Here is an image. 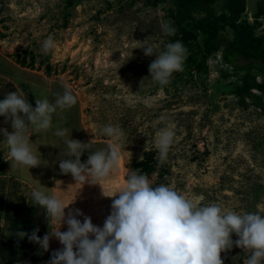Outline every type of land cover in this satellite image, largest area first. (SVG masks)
Listing matches in <instances>:
<instances>
[{
    "label": "rangeland",
    "instance_id": "1",
    "mask_svg": "<svg viewBox=\"0 0 264 264\" xmlns=\"http://www.w3.org/2000/svg\"><path fill=\"white\" fill-rule=\"evenodd\" d=\"M225 1L215 0L217 14ZM260 8L264 10V0H245L240 19L253 24ZM170 9L169 1L153 8L144 0H0V99L15 91L35 107L36 100L54 102L67 88L77 101L53 113L47 130L29 125L37 167L16 163L0 135V238L8 237L11 221L28 234L38 228L41 238L59 226L33 202L31 193L38 189L59 198L67 206L66 215L79 209L102 227L115 199L111 196L122 190L130 170L138 172L134 165L151 151L155 168L146 175L152 186H170L198 206L216 203L225 211L264 214V90L235 94L243 72L234 73L220 51L202 70L185 62V54L182 70L166 85L152 80L148 69L156 56H145L142 47L152 45L159 52L174 41L175 33L167 35L162 29L172 21ZM257 21L254 33L264 36V12ZM225 33L232 38L228 29ZM49 36L55 47L45 52L41 45ZM253 73L258 83L263 80L261 72ZM54 121L66 125L64 136L55 134ZM108 124L122 129L118 141L102 133ZM164 127L175 135L162 160L156 140ZM0 128L13 131L3 116ZM69 138L87 143L89 152L82 162L91 152L118 143L120 162L104 179L89 176L87 183L75 182L66 174L52 189V180L65 175L59 160L72 158L64 149ZM76 218L83 221V216ZM59 230L66 231L67 225L62 223ZM232 239L238 237L232 234ZM15 246H0V264H47L63 247L54 236L48 251L27 237H18ZM248 255L234 244L221 259L223 264H244Z\"/></svg>",
    "mask_w": 264,
    "mask_h": 264
},
{
    "label": "clouds",
    "instance_id": "2",
    "mask_svg": "<svg viewBox=\"0 0 264 264\" xmlns=\"http://www.w3.org/2000/svg\"><path fill=\"white\" fill-rule=\"evenodd\" d=\"M162 29L167 35L175 33L167 23ZM41 47L45 52L54 48V39L47 37ZM142 49L145 56L155 54L148 70L150 78L160 85H166L174 72L182 70L187 50L181 41L168 42L159 52L152 45ZM76 102L67 88L57 94L54 102L47 98L36 100L35 107L15 91L0 99V116L10 121L13 129L9 133L0 128V135L6 139L12 159L29 169L39 166L38 157L30 148L29 125L47 130L52 126L53 113ZM66 131L57 129L55 134L64 136ZM101 131L113 141L123 135L118 125H105ZM174 135L171 127L158 132L156 145L162 160ZM66 144L69 157L75 159H60L59 168L63 174H71L75 182L87 183L89 176L104 179L120 162L118 143H111L107 151L91 152L85 162L80 157L87 143L69 138ZM31 196L48 219L59 221V226L49 229L42 238L37 235L38 228L31 234L19 230L17 237H27L48 251L50 237L54 236L63 247L51 254L47 264H223L221 253L234 244L249 253L244 264H264V214L225 211L216 203L198 206L170 186H152L147 175L137 170H130L122 190L111 196L115 199L102 227L94 225L79 209L66 215L67 206L54 195L34 190ZM77 216H83V221ZM62 223L67 225L63 232L59 230ZM232 234L238 239L233 241Z\"/></svg>",
    "mask_w": 264,
    "mask_h": 264
},
{
    "label": "trees",
    "instance_id": "3",
    "mask_svg": "<svg viewBox=\"0 0 264 264\" xmlns=\"http://www.w3.org/2000/svg\"><path fill=\"white\" fill-rule=\"evenodd\" d=\"M144 1L153 8L168 1L172 3L169 25L175 29L173 40L181 41L187 50L185 62L202 70L208 58L220 51L222 60L234 73L243 72L242 85L236 86L235 94L248 96L253 89L264 90V68L258 65L264 64V36L254 33L260 24L258 15L264 12L262 8L254 15V23L250 24L245 17L240 19L245 11V0H226L220 14L215 12V0ZM227 29L232 33L231 39L225 37ZM254 71L263 76L259 83ZM154 157L153 151L143 154V159L134 165L139 169L138 173H151L155 168Z\"/></svg>",
    "mask_w": 264,
    "mask_h": 264
},
{
    "label": "crops",
    "instance_id": "4",
    "mask_svg": "<svg viewBox=\"0 0 264 264\" xmlns=\"http://www.w3.org/2000/svg\"><path fill=\"white\" fill-rule=\"evenodd\" d=\"M56 124H57V126L56 127H53V128H56V130L57 129H63L64 127H66V125H64L63 123H60V122H58V121H54ZM61 141V140H60ZM62 142V141H61ZM61 142H59V141H57L56 142V145L58 144V143H61ZM65 149V152H66V154H69L70 155V153H69V150H68V148H67V145H66V147L64 148ZM87 152H89V150L88 149H85V152H83L82 154H81V157H80V159L82 158H86V156H87ZM71 159H75V157H72ZM9 160V159H8ZM82 162V161H81ZM84 162V161H83ZM5 171V170H4ZM2 172H3V170H0V175L2 174ZM70 175V174H69ZM68 176V175H67ZM66 177V174L63 176V177H61L60 178V175H57V177L55 178V180L53 181L52 180V184H51V188L53 189L54 188V186H55V184L56 183H60L61 181L63 182ZM72 177V176H71ZM69 178V177H68ZM39 190V189H38ZM48 190H49V188H48ZM37 205H35V207H36ZM38 209V208H37ZM37 211H39V209L37 210ZM39 213V212H38ZM34 214H35V210H33V213H32V220L34 219ZM13 216H15L14 214H12V212H11V208H10V212H9V218H10V220H12L13 219ZM36 217H37V215H36ZM31 226H32V224H31ZM9 232L8 233H6V236H8V237H5V238H0V239H2L3 240V242L4 243H0V246H3V247H7V246H10V248L11 247H14V248H16V246L15 245H17L18 244V237H17V234H18V223H13L12 221H11V226L9 227ZM13 236H15L14 238H12ZM36 249V248H35Z\"/></svg>",
    "mask_w": 264,
    "mask_h": 264
}]
</instances>
